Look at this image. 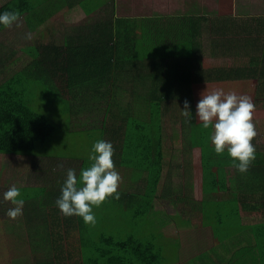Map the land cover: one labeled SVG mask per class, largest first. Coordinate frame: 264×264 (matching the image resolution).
Wrapping results in <instances>:
<instances>
[{"label": "trees", "instance_id": "trees-1", "mask_svg": "<svg viewBox=\"0 0 264 264\" xmlns=\"http://www.w3.org/2000/svg\"><path fill=\"white\" fill-rule=\"evenodd\" d=\"M43 2L44 0H12L0 7V13L18 12L19 18L25 19L29 30L42 37L43 32L33 26L32 17L37 15V8ZM196 14L197 11H191L184 16L162 21L161 17L143 21L138 37L135 28L126 22V17H112L89 31L79 29L74 39L63 45L46 44L37 39L24 50L32 62L0 85V155L33 157L38 144L46 143L55 135L56 126L46 115L33 108L35 97L33 96V100L28 97V86H33V92L47 87L57 93L62 101L69 102L70 120L73 121V116L86 113L99 120L102 117L98 124L104 130L106 140L115 149L114 163H129L133 169L148 170L150 182L144 203H148L145 206L149 209L162 179L164 114L168 113L170 101L176 102L180 107L187 100L190 102L191 121L183 124L187 125L190 135L186 150L201 149L202 190L212 195L222 191L230 193L226 169L233 167L232 159L225 156L227 151L223 156L215 152L210 129H204L201 123L198 127L199 122L194 120L191 86L206 80H255L263 88L264 19H251L242 25L233 17L206 19ZM112 15L114 16V12ZM8 28L0 25V33ZM207 32L215 35L208 51L220 49L224 40L227 50L238 47L240 52L246 53V57H243L249 60L248 67L238 71L231 70L224 76L221 70H215L213 74L205 73L201 65L206 53L202 36L206 37ZM241 36L249 39L243 42ZM5 60L0 62L1 65L5 64ZM122 72L126 74L122 75ZM127 79L133 80L135 89L144 87L145 90H140L141 94L137 90L131 91V98H126L121 91L122 81ZM180 109L183 110V107ZM91 117L89 119L92 124ZM132 123L135 131H130ZM129 150L131 157L127 158ZM50 158L61 159L54 156ZM252 163L256 164L247 173L242 174L236 170L237 200L225 201L226 203L215 200L213 213L234 204H238L240 210L258 211L256 204L264 210V161L259 157ZM57 167L58 165H53V168ZM82 168L81 164L78 170L75 169L77 177ZM238 173L242 174L240 178ZM47 180L50 185L40 187L45 190V196L33 200V234L28 237H33L36 252L40 250L37 246L45 239L49 244L47 247L54 249L46 250V253L57 250L55 248H58V242L53 241L55 234H51L49 229L52 225H57L58 228L64 225L69 234L73 231L79 234V246L75 249L80 259L74 261V264H161L163 253L157 240L162 237H158L155 232L151 233L150 243H143L133 237L117 241L102 234L93 249L82 250L81 246L84 247L87 243L85 234L89 225L81 217L64 216L56 206L55 201L61 195L65 179L59 184H55V180L43 178V182ZM36 181L41 182V176L33 178V183ZM33 187L20 188L21 197L32 200ZM123 192L125 190L119 193L122 202L114 197L117 199L116 205L123 204L128 208L130 205L131 210L141 209L144 203L140 204L142 199L138 195L130 193L129 202L126 203L127 197ZM253 194H259V197H254L251 202ZM217 225L225 227L224 223ZM218 227L213 226L215 237ZM256 228L255 226L253 229ZM232 237L233 232H230L226 239ZM257 246L259 250L264 248V241H258ZM55 257L57 261L64 260L58 264H67V261L70 264L74 256L68 253L63 258L59 255ZM57 261L50 255L38 264H57Z\"/></svg>", "mask_w": 264, "mask_h": 264}, {"label": "rangeland", "instance_id": "rangeland-1", "mask_svg": "<svg viewBox=\"0 0 264 264\" xmlns=\"http://www.w3.org/2000/svg\"><path fill=\"white\" fill-rule=\"evenodd\" d=\"M121 5L118 7V11H116V16L118 18L126 17V22L135 28L137 32V37L142 31V22L154 19L156 17H161L160 20L168 19V18H175L181 17L186 15L187 11H183L186 7L183 6L180 1L181 0H117ZM253 2L252 5H249L246 10H239V11H210V10H201L197 11L196 16H204L206 19H215L217 17L223 18H231L237 19L241 22L242 25L251 19H264V10H261L262 7L264 8V0H239V2ZM86 2V1H85ZM96 2H100V6H104L105 9H110L113 11V4L110 0H94L90 2H86V5L90 7ZM218 4L220 1H217ZM1 4V0H0ZM180 7H183L182 11ZM214 7H218L215 6ZM144 8H148L151 11H146ZM221 8V6H219ZM259 8V9H256ZM103 12V11H102ZM106 14V17L101 15L102 22L106 21V19L111 20L113 12H103ZM195 13V12H194ZM115 14V13H114ZM33 19V17H32ZM65 22L64 18L58 19L56 21V25L59 26ZM213 35L211 32H207L206 37L202 36V42L204 45V57L201 62L202 69L205 72L207 70H229V68H235L234 60H215L212 61L210 55L208 54L211 51L210 47L213 45L212 40ZM264 39V36L262 37ZM264 42V40H262ZM33 45V31H30L29 28L26 26L25 22L22 18L18 19L16 23H14L9 31L3 36H0V62L5 60V64L1 65L0 63V85L1 83L9 80L14 74L22 71L32 60H29V55L24 51L27 47ZM141 46V45H140ZM223 72V71H222ZM126 73L122 72V75ZM123 87L122 93L125 94L126 98H131V91L134 92V84L133 80H123ZM132 82V83H131ZM256 84L255 82H247L241 85H234L231 83H222V82H215L212 81H203L198 84H193L191 86V101L192 107L194 108V120L198 121L196 118V105L200 99L201 93L204 91L211 92L213 90H223L226 94L229 92H234L237 95H247L251 97L253 103L255 104V110L253 112V123L257 130V134L264 135V100L262 101L260 97L264 96V93H260L257 91L256 87L250 88ZM141 91H144V87L139 88ZM252 89V91H251ZM27 90L29 91L28 97L33 100V96L35 97L36 103L33 104V108L40 114L46 115L49 121L56 126L57 131L53 137H51L46 143L38 144L37 152L33 155L36 157L37 160H41L44 158H48L47 156H54L56 160H65L63 161L66 164V171L69 168L78 170L80 165H83V168H86L90 165L91 161H89L88 157L91 153L92 146L94 142L97 140H106L104 130L100 129V125L98 124L102 117L96 118L92 115V124L90 122L91 115L86 113L84 115L73 116V121L70 120V112L71 106H69V102L67 100H63L56 95L57 93L53 92L50 89H42L38 88L33 92V86H28ZM137 90L140 94L141 91ZM260 96V97H259ZM168 106V113L164 114L163 117V127H164V134H163V150H164V165L168 166L171 173V178L174 180V185L177 186L179 184H183L182 175L184 171L187 169L188 164L191 165L193 169V173L196 172V176L193 180L195 182L197 177H203V168L201 164V149L194 148V149H187L189 146V131L187 125H183L186 123L185 117L181 115L180 106L176 104L174 101H170ZM184 105V104H183ZM190 105V102H189ZM129 109L131 107H128ZM91 117V118H92ZM145 120V117H144ZM141 124V123H140ZM144 124H141L142 127H145ZM200 127V123L198 124ZM130 131L134 128V123L130 126ZM211 133L212 128L209 127ZM134 130V129H133ZM135 131V130H134ZM258 137V135L256 136ZM188 139V140H187ZM261 144L264 147V138H262ZM227 150L223 154L226 153ZM131 151L127 152V158H130ZM41 154V155H40ZM225 156H229L228 153ZM262 156V155H260ZM259 156V157H260ZM44 157V158H43ZM49 157V158H50ZM230 157V156H229ZM258 157V158H259ZM257 158V159H258ZM230 159H232L230 157ZM14 159L9 157H0V196H3L4 188L3 186H18L24 187L27 186V180H14L10 181L11 174L12 176L15 175V172L12 170L5 169V165H9V163H13ZM16 160H21L17 164L24 167L23 162L27 160L28 162L32 161V158L23 157L17 158ZM68 163V164H67ZM19 166V167H20ZM53 166V165H52ZM18 168V167H17ZM14 168V170H18ZM116 170L119 173L125 171H132V167L129 163L121 164L115 166ZM21 170V169H20ZM218 170L217 168L215 169ZM228 172L227 178L229 179L228 189L230 193H224L223 191L216 194L214 196L215 200H226L227 202H233L237 200L238 193L236 187V177L237 171L233 168H227ZM65 171V172H66ZM57 173L54 172L49 174L53 176L54 179H57ZM130 172L123 174L124 175V185L123 188L118 187V193H121L122 190H128L125 188V180L130 182L131 176L129 175ZM129 175L128 177H126ZM60 180L66 178L65 174L59 176ZM59 180V181H60ZM60 181L59 183H61ZM41 182L33 183V186H38L39 188L33 187V200L40 199L45 196V190L40 189L41 186H49L50 184H45ZM58 181L55 180V184ZM233 192V193H231ZM115 195L112 197L107 198L100 206H93V212L95 214L96 223L95 225H89L88 230L86 231V239L87 243L85 246L82 247V250H91L94 248L97 241L101 238L102 234H105L107 237H113L117 241L125 240L129 237H133L135 239H139L143 243H150L151 237L153 232L158 234L161 231V227L158 226L154 221L150 220L148 216L147 208L145 205H142L141 209L139 210H131L124 206L123 204L116 205ZM192 197H199L203 200H206V197L200 187L193 186L192 189ZM255 198L259 197V194H253L251 198V202ZM3 198V197H2ZM122 198V197H121ZM119 199V198H118ZM119 202H122L119 199ZM127 202V200H126ZM255 203V202H254ZM168 208L172 205L167 204ZM258 211H247V210H240L238 204H234L230 208L227 207L225 209H221L217 213H213V216L210 218H206L204 220L205 224H213L212 226H220L217 224H221L219 222H229L230 224L237 225L239 223H245L248 225H252L255 223H259L263 220L264 217V210L259 208V205L256 204ZM170 210L164 211V213H169ZM243 212V213H242ZM162 214V213H161ZM168 215V214H167ZM171 215V214H169ZM168 215V216H169ZM21 217V216H20ZM20 217L16 220L9 219V217H5L3 219L4 224V231L1 229V222H0V264H38L39 261L46 260L50 255L52 256L54 261L58 259L55 257L56 255L66 257L68 253L73 255L74 257L71 258L70 264H74V261L79 260V253L77 251L79 246V234L76 231L67 232V229L60 230L58 228L54 229L55 237H53V241H57L58 248L57 250L52 251L51 253H46V250H54L52 248H48L47 246L48 241L46 239L40 243L38 247L39 252H36L34 249L33 244V237L26 236L27 227L22 225L19 227L18 223H20ZM249 220V221H248ZM168 221V220H167ZM166 221V222H167ZM7 222H13L18 226V228H13L10 225H7ZM165 222V223H166ZM172 221H168V224H171ZM203 220H193L191 221V227H200L203 226ZM216 224V225H215ZM171 227V226H170ZM243 227V226H238ZM236 227V228H238ZM184 229L185 227H181ZM236 228L231 225H225V227H218L216 229V246H220L221 248H225L223 246L224 242L226 241V237L228 236V230L232 232H237ZM170 231H174L175 228H168ZM258 229H264V223L259 225ZM3 231V232H2ZM193 234L195 233L194 230ZM172 233V232H171ZM13 239V242L11 241ZM158 238V237H157ZM252 240V233L251 229L246 233L242 234L240 240L237 242L238 247H247L249 249L252 247V251H254L253 259L255 260V264L258 262V256L256 253L255 248H253V240L250 241L252 245H249L247 240ZM153 240V239H152ZM40 242V241H39ZM157 242H161L165 245L166 253H164V258L168 262H178L182 257H184V253L181 256V248L185 244L184 239L182 237H173L172 234L166 236ZM94 243V244H93ZM43 246V247H42ZM234 244H230V248H232ZM238 248V249H239ZM44 249V250H41ZM262 254L264 255V248H260ZM233 251V250H232ZM232 256V255H231ZM230 258V263L232 264V260ZM252 256V255H251ZM62 259L55 263L61 262ZM158 261V260H157ZM229 261V260H228ZM64 262V260H62ZM164 260H161V264H163ZM239 262V261H238ZM238 262H234L237 264ZM91 263V262H89ZM67 264L68 261H67ZM188 264V263H186ZM192 264H221L219 260H217V256L215 254L208 253L205 256L199 257V259ZM239 264V263H238ZM258 264V263H257ZM262 264L264 261L262 260Z\"/></svg>", "mask_w": 264, "mask_h": 264}, {"label": "crops", "instance_id": "crops-1", "mask_svg": "<svg viewBox=\"0 0 264 264\" xmlns=\"http://www.w3.org/2000/svg\"><path fill=\"white\" fill-rule=\"evenodd\" d=\"M12 0H1L0 7L3 5H6L7 3L11 2ZM94 1V0H44L43 4L38 6L37 9H39L37 12V15H33V26L37 29L41 30L43 32V38L38 36L35 31H33V43L35 41L40 40L41 42H44L46 44H66L68 41L73 40L77 31L79 29H85L87 31L94 29L95 26H98L102 20L101 15L106 17V14L103 12H114V19L116 16V11H118L119 3H116L117 0H114V3L110 0V2L113 4L114 8L113 11L110 9H105L104 6H100V2H96V4L91 5L88 7L86 5V2ZM217 1H220L218 4ZM180 3L185 6L186 8L183 10V7H180L181 10L179 11H201V10H210V11H239V10H246L249 5H252L253 2H239V0H181ZM218 6V7H214ZM221 6V8H219ZM146 11H151L148 8H144ZM259 9V8H256ZM261 10H264L262 7ZM103 11V12H102ZM64 18L65 22L60 25V28L58 25H56V21L58 19ZM20 19V18H19ZM22 20L25 22V19L22 18ZM241 23V22H240ZM257 23V22H255ZM26 26L28 27L27 23L25 22ZM11 28V27H9ZM9 28L5 30L3 33H0V36H3V34L7 33L9 31ZM29 28V27H28ZM223 37V36H222ZM241 39L244 41L248 40L249 37L241 36ZM223 46L219 49L216 48L211 50V60H234L235 68H229V70H222L223 76L226 73H229L231 70H237L238 69H246L248 65L250 64L249 60L246 57V53H242L237 48L227 50L224 46V40L222 41ZM244 55V57H243ZM216 71L218 69H215ZM213 70H207V73L213 74ZM206 73V72H205ZM208 81V80H206ZM247 82H255L253 86L250 88L253 89V87H256L257 85V91L260 93H264V87L262 88L259 84V82L255 80H248V81H225L222 83H231L234 85H241L243 83ZM196 85V84H195ZM42 89H47L41 87ZM251 89V91H252ZM260 97V96H259ZM261 100H264V96L260 97ZM36 103V100H35ZM258 137H255L252 141L256 151L255 156L258 158L260 156L264 161V147L263 144H261L262 138H264L263 134H257ZM164 155V150H163ZM0 157H9L13 158L14 162L9 163V165H5V169H10L15 172V175H10V181L18 180H27L28 185L24 187H33V178H37L41 176V183H48V180L46 182H43V178L46 179L49 178L50 180H57L58 184L60 181V177L62 174L66 175V164H64L63 161L57 162L56 159L53 158H44L41 160H37L33 157L32 161L28 162L25 160L23 162L24 167L18 165V162H21V160H16L17 158H23L28 156H6V155H0ZM162 162L164 163V156ZM63 165V169L61 168H53L52 165ZM68 164V163H67ZM115 166L118 164L115 162ZM256 163H252L250 167L255 166ZM20 166V167H19ZM18 167V168H17ZM14 168H17L18 170H14ZM233 168V167H231ZM21 169V170H20ZM133 169V168H132ZM230 169V168H229ZM59 172L56 175L58 176L57 179H54L53 176L50 175L54 172ZM130 172V182L128 183L127 180H125V188H128V190H125L123 192L126 194L127 202H129V196L130 193L134 195H138L139 198H141L140 204L144 203L145 195L148 192L149 188V182H150V173L147 169H133ZM127 171L123 172V174L128 173ZM122 177V182L119 184V188H123L124 185V175L122 173H119ZM196 172L193 173V169L190 164H188L187 169L184 171L182 175V181L183 184H179L178 186L174 185V180L171 178V173L169 169V165L165 166L163 164V172H162V179L160 180V183L157 187L156 195L154 200L151 203L150 208H147L148 216L150 217V220L154 221L158 226L161 227V231L157 234V236H161L162 238L169 236V234H172L173 237H182L184 239V245L181 248V256L184 253V257H182L178 262H168L164 256L162 257V260H164L163 264H192L193 262L197 261L199 257L205 256L208 253H211L212 256L215 254L217 256V260L220 261L221 264H229L230 263V256L232 260V264L234 262H238L239 264H255V260L253 259L254 251H252V247L249 249H246L247 247H238L237 242L240 240V237L242 234L246 233L251 229L252 233V240H253V248H255L257 256H258V264H262V260L264 261V255L262 254L261 249L259 250L257 246L258 241H264V229H258L259 225L264 223V217L263 220L259 223H255L252 225H248L245 223H239L237 226H243L236 228L237 232H233V237L231 239H226L223 246L225 248H221L220 246H216V237L215 232L213 230V224H205L204 226V220L207 218L213 216V206H214V196L211 193L207 194L204 193L202 190V182L203 177H197L195 182H193ZM127 175L126 177H128ZM242 174L238 173V177L240 178ZM60 180V181H59ZM37 182V181H36ZM38 183V182H37ZM49 184V183H48ZM193 186L200 187L202 192L204 193L206 200H203L199 197H192V189ZM9 185L3 186L4 192H6L9 189ZM17 188H24V187H18ZM42 187H48V186H42ZM139 189V192H138ZM3 197V196H2ZM0 196V222H1V229H4L3 219L7 217L6 212L10 207H13V205L10 202H5ZM117 200V199H116ZM115 200V201H116ZM24 207L22 210V215L20 217V223H18L19 227L24 225L27 227L26 236H32L33 234V199L32 200H25ZM219 202H225L226 200H217ZM227 202V201H226ZM225 202V203H226ZM146 205L148 204L145 202ZM145 203L143 205H145ZM170 204L173 208H168L166 205ZM166 210H170L169 213H164ZM204 211V213H203ZM243 211V210H242ZM162 213V214H161ZM243 213V212H242ZM10 219V218H9ZM172 221L171 224H168V221ZM193 220H203V226L200 227H191V221ZM167 221V222H166ZM249 221V220H248ZM166 222V223H165ZM224 223L225 225H233L229 222H219ZM7 225H11L13 228H18L16 224L13 222H7ZM171 226V227H170ZM257 227L255 230L254 227ZM168 228H175L174 231H170ZM181 227H185L182 229ZM236 227V226H235ZM58 228L57 225H52L50 227L51 234H54V229ZM58 229H65V226L63 225L62 228ZM195 233L193 234V231ZM4 231V230H3ZM2 231V232H3ZM228 234L232 231L228 230ZM257 231V236H256ZM172 232V233H171ZM1 233V232H0ZM250 240H247L249 245H252L250 243ZM11 241L13 242V239L11 238ZM230 244H234L232 248H230ZM159 246L162 248V253H166L165 245L161 242H159ZM239 248V249H238ZM233 250V251H232ZM252 255V256H251ZM229 260V261H228ZM237 263V264H238ZM256 263V264H257Z\"/></svg>", "mask_w": 264, "mask_h": 264}, {"label": "clouds", "instance_id": "clouds-1", "mask_svg": "<svg viewBox=\"0 0 264 264\" xmlns=\"http://www.w3.org/2000/svg\"><path fill=\"white\" fill-rule=\"evenodd\" d=\"M19 18L18 12L0 13V25L11 27ZM189 102L184 101L181 115L190 123ZM255 104L247 95H237L223 90H207L201 93L196 105V118L204 129L212 128L210 136L215 152L223 154L227 150L232 158V166L240 173H247L256 159L252 143L257 136L253 123ZM115 149L112 143L97 140L89 154L90 165L80 171L69 168L61 186V195L55 201L59 211L66 217L78 216L87 225H95L93 206H100L107 198L115 195L119 198L118 187L122 177L115 168L113 156ZM63 169V165H58ZM3 200L10 202L6 215L16 220L22 215L24 199L15 185L3 193Z\"/></svg>", "mask_w": 264, "mask_h": 264}]
</instances>
